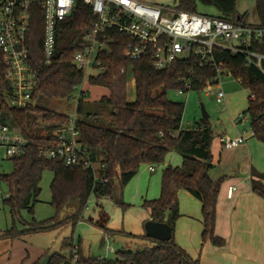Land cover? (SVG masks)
Returning a JSON list of instances; mask_svg holds the SVG:
<instances>
[{
    "label": "trees",
    "instance_id": "trees-1",
    "mask_svg": "<svg viewBox=\"0 0 264 264\" xmlns=\"http://www.w3.org/2000/svg\"><path fill=\"white\" fill-rule=\"evenodd\" d=\"M198 2L215 7L217 16L225 20L245 18L236 8L237 0H179L178 8L198 12ZM255 8L258 24L264 26V0H255ZM94 20L91 8L79 0L72 14L59 24L52 63L46 65L42 52L44 17L38 11L33 14L28 44L31 62L37 71L38 84L33 93L36 104L23 110H5L11 123L19 126L28 137L29 145L25 154L9 159L13 163L12 172H2L0 176V181L7 184L10 193L3 204L13 220L10 228L0 229V239L20 238L62 227L74 230L84 218L83 211L92 195L96 200L112 197L116 186H126L143 164H163L168 154L175 151L182 156V163L165 166L161 175L160 196L145 199L142 204L149 211L151 220L170 225L173 232L171 239L163 241L148 236L146 232L137 235L104 227L105 233H124L134 238L139 243L138 248L123 247L111 259L81 255L80 264H201L176 242L174 232L181 216L178 194L180 190H186L202 204V243L226 244V240L215 233L218 195L223 178L215 180L210 175L215 166L211 150L214 131L205 117L196 126L183 128L185 104L169 99L168 92L183 88L186 83H190V90L197 92L216 84L217 70L211 64L201 62L192 55L169 68L157 69L149 58L129 59L125 55L129 40L125 35L116 33L109 50L101 55L104 69L88 77V84L109 90L101 99L112 107L109 117L105 119L99 114L86 113L84 99H80L77 106L79 114H86L85 118L77 119V126L82 141L97 163L98 177L91 169L66 166L60 161L44 160L38 156L39 146L45 142L49 129L69 120V116L51 111L44 103L51 99L73 98L75 88L85 81L84 71L77 69L72 60ZM253 49L264 53V43L255 44ZM214 57L223 71L232 74L250 90L248 106L242 115L248 116L254 136L264 143V75L256 66L248 64L242 54L215 49ZM5 74L0 53L1 99L4 93L11 92ZM130 74L135 81L134 101L129 99ZM47 170L53 172L51 204L58 213L43 221L34 218L32 221L23 220V210L34 212L43 174ZM251 186L255 194L264 198V172H252ZM74 200L79 201V208L61 218L60 210ZM20 220L23 224L21 229L16 226V221ZM71 245L67 243L68 248ZM68 255L54 254L48 264H63ZM34 264L42 263L38 261Z\"/></svg>",
    "mask_w": 264,
    "mask_h": 264
},
{
    "label": "built area",
    "instance_id": "built-area-1",
    "mask_svg": "<svg viewBox=\"0 0 264 264\" xmlns=\"http://www.w3.org/2000/svg\"><path fill=\"white\" fill-rule=\"evenodd\" d=\"M78 1L0 0V53L5 64V76L11 86V92L6 93L11 107L6 104L4 94L3 99L0 98V176L3 162L25 154L29 145V139L21 128L8 122L5 110H23L36 104L33 93L38 84L37 71L31 62L28 44L33 14L38 11L44 17L42 52L45 64L50 65L56 48L58 26L72 14ZM81 1L91 8L95 16L72 60L77 69L85 74L91 69H104L101 55L109 50L115 41V34L121 33L129 40L125 55L133 60L149 58L157 69L169 68L192 55L214 66L217 82L204 91L209 95L212 87L218 88V103L225 101L226 95L219 83L222 76L228 73L216 62L215 49L244 55L247 63L256 66L264 75V53L253 49L255 44L264 43V26L249 23L246 17L236 21L225 20L217 15L181 10L147 0ZM82 85L75 88L74 95L78 101L84 99L89 91ZM190 88V83H186L178 91L184 94ZM219 140L224 149H233L244 143L246 138L243 135L232 137L222 134ZM38 156L44 160L60 161L66 166L91 169L98 177L97 163L82 141L76 117H69L68 122L49 129L45 142L39 146ZM151 169H154L153 165ZM235 189V186L229 188V197ZM8 197L9 192L5 198ZM69 242L72 244L70 253L63 264H80V247L72 240Z\"/></svg>",
    "mask_w": 264,
    "mask_h": 264
},
{
    "label": "rangeland",
    "instance_id": "rangeland-1",
    "mask_svg": "<svg viewBox=\"0 0 264 264\" xmlns=\"http://www.w3.org/2000/svg\"><path fill=\"white\" fill-rule=\"evenodd\" d=\"M152 3L164 6L178 7L179 0H147ZM236 8L238 12L245 16L249 23L259 21L255 8V0H237ZM199 13L217 15V9L213 6L197 3ZM73 35V33H72ZM99 71L95 69L88 70L85 74V81L82 88L89 89L85 100L86 113L99 114L107 119L111 112V106L102 101V97L109 93V90L103 86L88 84V77L96 75ZM220 87L225 92L224 103L216 101L218 88L212 87L210 94L205 91L197 92L189 90L180 94L178 90H170L168 97L177 102L185 104L184 115L182 120L183 128H192L204 116L208 114V120L214 131L213 149H218L217 138L219 134L233 135L237 127L251 133V125L247 115L241 113L247 108L248 96L250 90L245 88L241 82L232 74H224L220 81ZM129 99L134 101L136 97L135 81L130 74L128 82ZM74 95L71 99H51L44 105L53 112L64 114L69 117L85 118L86 114L81 115L77 111L78 99ZM213 96V98H210ZM239 118H243L242 123H238ZM8 122H11L7 118ZM257 139V138H252ZM262 145L263 153L255 156V168L264 171V144L257 139ZM182 156L175 151L168 154L165 163L153 164L155 172H150L151 164H143L140 171L134 179L126 186L121 188L123 192V204L115 205L110 197L103 198L97 202L94 195L89 198L88 205L83 211L84 218L78 222L75 229L71 227H62L45 232L31 233L20 238H3L0 239V264H30L35 260H42L48 255L69 254L70 248L67 243L72 240L79 245V253L85 256L115 258L116 251L129 247L136 250L138 241L124 233L108 234L104 233L105 227H112L116 230H123L126 233L137 234L138 230L143 229V214L148 212L142 206L143 200L156 198L161 192V175L166 164H175L181 162ZM1 171L9 174L13 170V163L10 160L3 162ZM222 169L220 162L216 161L212 173L227 172ZM53 179L52 171H45L41 181V193L34 205V212L29 213L23 210L21 218L26 221H43L55 216L58 211L51 204L52 192L50 188ZM116 189H120L117 185ZM9 189L6 183L0 181V229L4 230L13 225V220L9 209L4 206L3 200L8 194ZM157 194V196H154ZM154 196V197H152ZM79 208V201L69 202L59 212L61 218L73 214ZM197 210L199 207L197 206ZM201 211V208H200ZM16 221V226L21 229L23 224ZM105 236V244L102 245V239Z\"/></svg>",
    "mask_w": 264,
    "mask_h": 264
},
{
    "label": "crops",
    "instance_id": "crops-1",
    "mask_svg": "<svg viewBox=\"0 0 264 264\" xmlns=\"http://www.w3.org/2000/svg\"><path fill=\"white\" fill-rule=\"evenodd\" d=\"M242 122L243 118H239L238 123ZM221 135L222 133L217 138L218 149L211 147V150L214 163L220 162L222 169L227 173H212V168L210 175L215 180L223 178L218 195L215 233L223 237L226 244L216 246L210 241L202 243L203 224L200 211L202 204L199 199L186 190H180L178 194L181 216L176 222L174 237L176 242L193 258L199 259L201 264H264V198L255 194L251 186L252 172H264L257 170L254 166L255 156L263 153V147L257 139H252L256 138L253 130L248 134L246 130L242 131L237 127L232 137L243 135L246 141L233 149L222 147L219 140ZM181 163L182 160L175 164L168 163L165 166L169 164L176 166ZM149 169L150 172H155V167L152 170L150 165ZM231 186H235L236 189L232 197H229L228 191ZM110 198L115 205H122L123 192L121 188L116 189ZM197 206L199 210H197ZM147 220H151L149 211L143 214V229L138 230L137 235L145 233L144 222ZM106 228L113 229L109 226ZM114 230L116 229L114 228ZM42 260L38 259L30 264L38 261L42 263Z\"/></svg>",
    "mask_w": 264,
    "mask_h": 264
},
{
    "label": "water",
    "instance_id": "water-1",
    "mask_svg": "<svg viewBox=\"0 0 264 264\" xmlns=\"http://www.w3.org/2000/svg\"><path fill=\"white\" fill-rule=\"evenodd\" d=\"M4 95H5L6 104L8 105V107H11L8 97H6V93H4ZM203 117L208 118V114L204 112ZM144 228L148 236L153 237L158 240H163V241L169 240L171 239L172 234H173L170 225L166 222H156L153 220H147L144 224ZM104 242H105V237H103L102 239V244H104ZM50 258H51V255L46 256L42 260V264H48Z\"/></svg>",
    "mask_w": 264,
    "mask_h": 264
}]
</instances>
